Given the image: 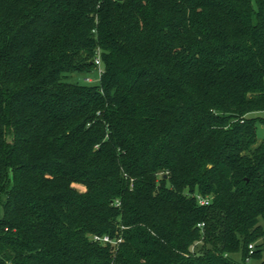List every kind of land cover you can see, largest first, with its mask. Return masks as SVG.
Wrapping results in <instances>:
<instances>
[{
    "label": "trees",
    "instance_id": "1",
    "mask_svg": "<svg viewBox=\"0 0 264 264\" xmlns=\"http://www.w3.org/2000/svg\"><path fill=\"white\" fill-rule=\"evenodd\" d=\"M259 112L264 0H0V264H248Z\"/></svg>",
    "mask_w": 264,
    "mask_h": 264
},
{
    "label": "rangeland",
    "instance_id": "2",
    "mask_svg": "<svg viewBox=\"0 0 264 264\" xmlns=\"http://www.w3.org/2000/svg\"><path fill=\"white\" fill-rule=\"evenodd\" d=\"M249 116H257V117H262L264 120V112H259V113H251ZM259 122L257 125V137H258V142H264V121ZM74 186L79 189L80 191L85 190V186L82 184H74ZM262 226L264 229V222H262ZM252 244L254 247L258 249V254L255 256L256 258L252 259L248 264H261V261L264 260V234L262 237L258 238L257 240L253 241ZM201 247V244H196L194 246L195 250H199ZM237 259H241V255L237 254L235 255Z\"/></svg>",
    "mask_w": 264,
    "mask_h": 264
},
{
    "label": "built area",
    "instance_id": "3",
    "mask_svg": "<svg viewBox=\"0 0 264 264\" xmlns=\"http://www.w3.org/2000/svg\"><path fill=\"white\" fill-rule=\"evenodd\" d=\"M95 61H96V64L98 65V74H99V77H101V75L103 74V68L101 67V56H100V53H98V55L96 56L95 58ZM88 81H92V78H87ZM198 200H199V203L201 205H207L210 203L211 201V198L210 197H203L201 195H198ZM119 204V203H117ZM93 239L95 241H98L100 243H112V244H118L122 241L121 238L117 239V240H114L112 239L109 235H103V236H100V235H94L93 236ZM249 249H250V253H252L254 251V245L253 244H250L249 245Z\"/></svg>",
    "mask_w": 264,
    "mask_h": 264
}]
</instances>
